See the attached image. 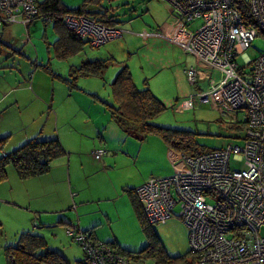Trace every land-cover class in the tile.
<instances>
[{
    "label": "rangeland",
    "instance_id": "374dc122",
    "mask_svg": "<svg viewBox=\"0 0 264 264\" xmlns=\"http://www.w3.org/2000/svg\"><path fill=\"white\" fill-rule=\"evenodd\" d=\"M61 1H63L64 5L69 7L79 6L82 2V0ZM86 2V5H91V7L88 6L90 9L94 10L92 6H97V8L101 10L106 9L107 15L116 20V25H118L121 31H125L124 28H130L136 33L139 40L125 44L128 46L126 54L130 55L129 58H127V66L129 59H131L133 67L135 66L138 69V63H142L144 70L150 71L153 70V67L150 65L151 63L157 64L159 67H165L162 53L156 51L157 45L154 41L150 40V38L160 37L165 40L163 35L165 36V34H167V37L165 36V41L175 47L178 45L168 41V35H170L172 29L164 27V24L170 25L172 16L160 0H87ZM38 20L37 22H39V25L36 28L27 26L30 32L23 23L16 22L10 24L17 28L14 31V40H11V43L13 48L19 50V54H15L14 61L8 60V62H13L14 71L16 70L17 62H21L19 69L22 71L24 70V61H34L35 58H37L41 60V62L37 60V63L44 65L49 58L48 61L51 65L50 69L54 75L48 72L49 66L47 64L46 67L48 71H44L41 67H34V69L44 72L49 80H53V99L51 103L50 101L47 102V112L42 116L40 125L44 127V129L48 126L52 127V132L57 135L65 152L62 156V158L65 159L63 166L65 182L58 183V200L62 211L59 213H37L40 209H46V206L42 203L31 206H28L26 203V205L22 207V211H20L13 202H7L9 205L0 203V264H6L3 255V247L14 246L19 235L18 233L25 230L28 231L27 233L39 235L44 239V248L38 249L36 253H42L45 250H57L62 255L64 263L76 264L78 260L83 259V248L81 244L72 236L68 235L67 232H73L74 236L80 234L77 231L78 229L84 230V225L90 226L95 220L94 215L82 213L96 210H99V214L96 215L98 219L101 218L103 220L100 226L96 225L93 228V231L95 230L97 235H112L117 244L125 249L124 251H136L144 246L147 240L149 242L153 240L152 234H150L153 231L156 240L167 256L179 257L183 255L185 261L174 260L171 261L170 264H186V262L190 261L191 255L187 253L189 250L187 229L178 218V214L181 210L180 204L177 203L172 208V214L166 220L151 225L146 224V228H148L149 231L147 232V239L145 233L140 228L132 207H130L131 211H129L122 200L123 197L117 196L112 184L117 182L119 184L117 188L121 191V182L132 184L144 177L141 183L133 187L137 189L138 186L145 184L150 179H162L170 177L175 173H186L187 166L181 159L180 153L166 145V143L157 136L147 135L140 139L134 136L130 130L127 131V129H125V133H123L120 129L125 128V126L112 123L107 127L105 123L106 120L104 116H102L100 110L95 111L88 109V107H84L82 110L81 104L77 98L79 95L89 98L97 97L102 106L100 107L104 108V114L107 116L108 121L109 112L102 102L107 104H109V102L111 103L109 83L115 71L113 67L114 64H112L113 66H108L106 70L103 71L102 80L100 79L101 76L94 77L99 79V81L89 77H81L90 82H98L96 90L82 92L85 94L79 93L77 89H64V92L69 95V97H66L62 91L63 89L61 90L60 84L62 83H60L61 81L56 77L59 73L58 69L63 71L69 65H75L76 63L80 64V59L82 58L101 57V55L104 54L103 50H105L106 45L109 43H117L119 39L123 41V36L126 33L121 35L120 32L118 35L119 37L110 39L112 41L107 40L98 47H89V45L82 44V46H84L82 52L73 53L68 56L66 60H59L55 58L51 52V45H53L52 42L56 36L51 23H40L42 21L40 19ZM159 22H161L162 25L160 24L158 28L151 30L155 28V25ZM190 26V29L196 30L200 26V21L196 20L192 22ZM144 33L146 34L145 36ZM141 34H143V37ZM179 49L183 53L188 54L180 47ZM114 51L119 52V54L124 57L123 52L119 49H115ZM263 52L264 36L256 35L252 39L250 45L244 50L243 54L238 57V63L244 65L246 63L245 61H252ZM114 59L119 61L115 57ZM196 59L200 63V59ZM27 65H29L28 62ZM200 67L202 68V66ZM200 67H192L196 73V81L200 77V69H198ZM211 70L212 79L214 81H210L211 83L208 82L206 88L197 91L198 93L205 91L220 77V73L217 70ZM246 70H248V68H246ZM132 71H134V68H132ZM6 74V70L5 73H0V78L5 80ZM160 76V79H156V77L153 81L158 86L160 83V87L165 85L168 87L167 84L171 82L173 86L170 85L167 91L169 90L168 93L175 92L177 95V105L173 107L172 105L169 106V101L172 96H167L166 94L163 98H160L161 101L166 103V107L159 115L151 118L148 122L161 127L190 131L194 144L197 148H202L203 151L218 148L226 149L227 147L240 148L243 145L241 139L245 131L242 122L244 113L242 111H234L237 118L231 121L232 123H229L230 115L224 114L225 111L228 113H232L233 111L227 109L224 104L220 105L223 107L221 110L219 107H211L209 104L194 100L195 104L193 107L181 110L180 103L188 100L192 95L197 94V92L190 94L196 90L194 87L196 81L194 84H189L184 73L183 80L178 79L174 73L170 75V77H167V81L164 79L165 75ZM66 79H69V77ZM15 81L19 82L20 78H15L13 82ZM91 86L93 87L94 85L91 84ZM136 87L139 88L141 86ZM48 104H50L53 110L48 109ZM47 114L49 116L48 120L45 117ZM88 115L90 117H88ZM14 119L18 121L17 114H15ZM93 119L96 121L104 120V123H101L100 126L97 127L96 132L91 124L94 123V125L97 126V123L93 122ZM112 125L113 127H111ZM30 126L31 124L27 125L26 129ZM22 132V123L13 122L9 130V133L13 134L7 139L11 140ZM114 132H122V135L117 138L114 136ZM98 133L102 139L98 138ZM104 134H107L106 138ZM107 144L108 147H106ZM8 145L12 146L13 144ZM16 146L17 144L10 148L13 149ZM1 147L2 145H0V148ZM98 150L103 151V154L99 159L92 158L91 152ZM124 155H126V160L122 161L121 156ZM105 156L119 158V161H116L114 164H105L102 162ZM89 158H92L91 165L89 163ZM53 161L51 164H53ZM240 165V162L234 161V158L232 156L230 157L231 168L239 169ZM108 170L111 171L107 172ZM83 198L87 200L99 198L100 202L83 205L79 209L80 199ZM207 202H209V199H207ZM76 206L77 212L74 210ZM51 207L55 206L51 205ZM102 212L106 213V216L112 219L109 225L106 223L104 216L101 215ZM58 217L63 218L62 220L64 222H57L59 220ZM33 220L37 221L36 227L32 226ZM259 234H264V228L259 230ZM129 264H154V262L152 259H145L141 262H133L130 260Z\"/></svg>",
    "mask_w": 264,
    "mask_h": 264
},
{
    "label": "built area",
    "instance_id": "2783aa9c",
    "mask_svg": "<svg viewBox=\"0 0 264 264\" xmlns=\"http://www.w3.org/2000/svg\"><path fill=\"white\" fill-rule=\"evenodd\" d=\"M160 1L172 16L170 25L164 24L172 29L168 41L200 59V63L195 58L193 66L184 68L187 82L196 81L194 66L220 73L205 91L181 102L180 109L193 107L194 100L221 110L224 104L233 111L224 114L230 115V121L236 120L234 111L240 110L245 134L240 148L185 154L181 159L186 173L150 179L137 187L141 213L148 224L157 223L169 218L179 203L178 218L187 229L192 264H264V234H259L264 228V52L244 65L238 63L257 32L244 25L239 7L246 8L249 19L264 33V0ZM38 15L34 0H0V26L16 22L26 25ZM196 20L200 21L199 28L190 29ZM63 22L92 47L121 32L82 15H65ZM102 153L98 150L91 155L99 159ZM231 156L241 163L239 169L231 168ZM75 239L87 254V264H127L85 235L78 234Z\"/></svg>",
    "mask_w": 264,
    "mask_h": 264
},
{
    "label": "trees",
    "instance_id": "16d2710c",
    "mask_svg": "<svg viewBox=\"0 0 264 264\" xmlns=\"http://www.w3.org/2000/svg\"><path fill=\"white\" fill-rule=\"evenodd\" d=\"M35 1V0H34ZM87 0H83L78 8H66L61 0H42L35 1L38 9V15L33 21L40 19L42 22H50L55 30L57 38L53 43V55L57 59H66L73 53L79 52L87 44L84 39L79 38L74 31L68 29L63 22V17L69 14L86 15L90 19L100 22L104 26H117L116 20L107 15L106 9H98L97 6L90 9L86 5ZM99 10V11H97ZM244 25L252 26L256 29V35L264 36V33L257 28L253 20L249 19L246 8L241 5L239 7ZM90 11V13L88 12ZM31 22L26 24L29 25ZM12 23H2L0 26V70H14L13 62L15 54H19V50L12 47L11 43L4 41L1 37L2 29ZM88 45V44H87ZM116 62L113 58L93 59L81 62L79 65L72 67L68 71L69 79H62L67 84V88L75 86V82L80 77H102L103 71ZM35 68L41 67L44 71H48L46 64L40 65L32 61ZM50 72V71H48ZM51 73V72H50ZM54 75V74H52ZM111 95V103L102 102L109 112V119L118 125L125 126L120 129L125 133V129L139 137L144 138L147 135H154L162 139L166 145L183 155H194L202 152V148H197L192 140L190 131L177 130L161 127L148 122L151 118L159 115L165 106L151 93V91L143 86L138 88L132 82L130 72L125 64H121L118 71L109 83ZM132 126V128H131ZM5 137L0 138V145L3 144ZM212 150V149H210ZM103 152V151H102ZM65 154L57 136L39 138L33 136L26 139L16 148L0 155V183L5 180V167L10 165L19 180H26L48 172L50 163L62 157ZM103 154V153H102ZM101 154V155H102ZM139 187V186H138ZM136 188H127L124 191L128 194L129 202L138 220L140 228L147 237L148 224L144 219L140 204L135 196ZM59 218V217H58ZM63 218H59L57 222H64ZM41 224L40 222H38ZM32 226H37V221H32ZM93 228L77 231L85 235L91 243H99L112 250V252L123 258L127 264L133 262H141L145 259H152L154 264H170L174 260H182L183 255L179 257H169L163 251L161 245L156 240L154 232L150 231L153 240H147L144 246L136 251H124L115 239L107 241H99L93 236ZM21 231L14 246L3 247V255L6 264H66L62 255L57 250H45L42 253H36L38 249L45 246L43 237ZM74 239L75 236L71 235ZM148 239V237H147ZM191 259L186 264L193 263V256L190 251ZM76 264H87V254L83 251V259L78 260Z\"/></svg>",
    "mask_w": 264,
    "mask_h": 264
},
{
    "label": "crops",
    "instance_id": "0c3cea01",
    "mask_svg": "<svg viewBox=\"0 0 264 264\" xmlns=\"http://www.w3.org/2000/svg\"><path fill=\"white\" fill-rule=\"evenodd\" d=\"M42 1V0H41ZM83 1V0H82ZM40 2V1H37ZM63 6L66 8H78L79 6L76 7H69L67 5H64L63 1H61ZM66 4V3H65ZM90 8V7H88ZM90 13V11H88ZM39 20H35L31 22L28 27L31 26V28H36L39 25ZM165 21V20H164ZM163 21V22H164ZM162 22V21H161ZM159 22L157 25H155V28L151 30H155L156 28L159 27V25L162 23ZM40 23H47V22H40ZM26 26V27H27ZM52 26V24H51ZM27 27V29H28ZM17 28L12 25H7L4 26L2 29L1 37L4 41H7L11 43V40H14V31ZM125 31H121V35L123 33H126L123 36V41L122 40H117V43H109L108 45L105 46V50H103V55L101 57H86L80 59V63L83 61L87 60H93V59H106V58H113L114 57L119 60L115 61L114 68L115 71L112 74L111 80L112 81L114 75L118 71V68L121 64H125L127 62V58H129L130 55L126 54L128 46L125 45L131 41H138L139 39L137 38L136 33L133 31V29H128L124 28ZM128 29V30H126ZM54 30V29H53ZM30 32V30L28 29ZM55 31V30H54ZM56 33V32H55ZM120 35V36H121ZM136 35V36H135ZM119 36H116L112 39H115ZM57 38V35L55 36L54 40L52 43H54L55 39ZM150 40L154 41V43L157 45L156 51L158 53H162L163 59H164V65L165 67H159L157 64L151 63L150 65L153 67V70H144L142 63H138L139 69L137 67H133L132 60L129 59L128 61V66L130 72H131V79L132 82L135 84V86H146L151 93L165 106L166 103L160 100V98H163L167 94V96H172L169 100V106L172 105L176 106V97L177 95L174 93H168L169 86H173L170 83L167 84L168 87L161 86L160 83L159 86L156 85V83L153 81L156 77V79H160V75H165L164 79L167 81V77H170L174 73V75L178 79H184L183 73H184V68H189L194 65V58L189 55L183 53L178 46H173L172 44H169L165 40H163L160 37L156 38H150ZM112 41V40H110ZM12 45V43H11ZM87 45V44H86ZM140 46V45H138ZM137 46V47H138ZM90 47V46H89ZM47 48V47H46ZM52 48V54L53 52V45H51ZM84 46L81 48L79 51L82 52ZM115 49H119L121 52H123L124 57L119 54V52H115ZM152 55V53H151ZM54 56V55H53ZM119 56V57H116ZM37 58H35V62L37 63ZM49 60V58H48ZM46 61V64L49 66V71L51 72V65L49 61ZM62 60V59H59ZM66 60V59H65ZM41 62V60H38ZM27 62L29 65H27ZM19 65H21V62H17L16 64V70H10L6 71V79L3 80L0 78V138L5 137V140L2 144V147L0 148V155L4 154L3 152H9L11 149L10 147L14 146L17 144L19 146L21 143H23L26 139L31 138V136H36V137H50L54 136L55 134L52 132V127L48 126L46 129L44 127H41L40 121L43 115L47 112L46 110V105L47 102L53 99V80H49L48 76L44 74V72L34 69V64L32 61H24V70L19 69ZM79 65L76 63L75 65H69L66 67L65 70H60L58 69V77L59 81H61V90L63 91L64 95L66 97H69L65 90H71V89H77L79 93L85 94L82 92L91 90L94 91L98 87V82H90L89 80H84L85 78H78L75 82V86L72 88H67V84H65L61 78H68V71L70 68L75 67ZM127 66V65H126ZM127 66V68H128ZM132 68H134V71H132ZM200 69V77L197 79L196 83L194 84L195 86V91L191 92L190 94H193L197 91H200L202 89H205L208 82H212V70L210 68H198ZM106 70V69H105ZM0 73H5V71L0 70ZM165 73V74H163ZM51 74H53L51 72ZM103 74V73H102ZM25 79H24V78ZM20 78V81L13 82L14 79ZM92 79H97L94 77H89ZM80 79V80H79ZM101 80L103 79V76L100 78ZM79 80V82H78ZM99 81V79H97ZM214 81V80H213ZM150 82V83H149ZM210 82V83H211ZM91 84L94 86L92 87ZM64 85V86H63ZM66 87V88H64ZM139 87V88H141ZM166 87V88H165ZM190 87V86H189ZM191 87V88H194ZM190 89V88H189ZM50 91V92H49ZM50 96V99H49ZM52 96V97H51ZM78 100L81 104L82 110L84 107H88V109H92L95 111H101L102 116H104L106 120V126L108 127L109 124H112L113 122L108 119L107 121V116L104 114V108H101L102 106L100 105V100H98L97 97L94 98H89L85 97L82 95H79ZM168 100V99H165ZM49 105V110L51 109L50 104ZM179 105V103H178ZM101 106V107H100ZM166 107V106H165ZM53 110V109H51ZM15 114L18 115V121L14 119ZM228 115V114H226ZM46 119L48 120V114L45 116ZM88 117H90L88 115ZM87 120V117H86ZM13 122H21L23 126V132L11 140L7 139L9 136H11L13 133H9L10 128L13 125ZM93 122L97 123V126L94 125V123H91L95 129V132L97 130V127L100 126L101 123H104V120L101 121H96L93 119ZM229 123H232L231 121ZM31 124L30 127L26 129V126ZM45 125V124H44ZM113 127V125L111 126ZM118 129V128H117ZM8 130V131H6ZM108 130V129H106ZM119 130V129H118ZM120 131V130H119ZM122 135V132H114L115 137H120ZM57 136V135H55ZM98 138L102 139L100 134H97ZM104 137H107V134H104ZM15 142V143H14ZM8 144H13L12 146H9ZM16 146V147H17ZM165 146V145H164ZM15 147V148H16ZM108 147V144L107 146ZM10 148V149H9ZM9 149V150H8ZM14 149V148H13ZM12 150V149H11ZM10 150V151H11ZM125 150V149H124ZM132 154V153H131ZM122 161L126 160V155L121 156ZM93 158V157H92ZM92 158H89V163L91 165ZM55 161V162H54ZM53 161V164L50 163V167L47 173L29 178L26 180H19L13 170V168L10 165H7L5 167V180L0 183V203L3 205H9L7 202H13L14 204L17 205V209L22 211V207L28 204V206L35 205L37 203H42L44 206H46V209H40L37 211V213H45V212H51V213H59L62 211L61 206L59 205V200H58V183L65 182V176L63 172V166L65 163V159L62 157L56 159ZM116 161H119V158H112L111 156H105L103 157L102 162L105 164H114ZM94 163V162H93ZM94 167V166H93ZM111 170H108L109 172ZM109 174V173H108ZM68 178L70 182V176H69V171H68ZM144 177H142L140 180L130 184L127 182H121V191L118 190L117 186L119 185L117 182L112 183L117 196L123 197L124 204L128 207L129 211H131V204L129 202L128 194L124 191V189L127 188H133L134 186L138 185L143 181ZM6 201V202H4ZM100 202V199H80V204H79V209L83 205L87 204H92V203H98ZM55 206V207H51ZM57 206V207H56ZM71 206V205H70ZM70 208V207H69ZM68 208V209H69ZM77 206L75 207V212ZM82 214H91L95 216L94 223H92L90 226L89 225H84L83 228L88 229V228H94V226H100V224L103 222V220L96 215L99 214V210L92 211V212H87V213H82ZM101 215L104 216V219L106 223L109 225L112 222V219L106 216V213H101ZM93 230V229H92ZM93 236L95 239L99 241H107L109 239H114V237L111 236H104V235H97L96 231H93Z\"/></svg>",
    "mask_w": 264,
    "mask_h": 264
},
{
    "label": "flooded vegetation",
    "instance_id": "af4514ba",
    "mask_svg": "<svg viewBox=\"0 0 264 264\" xmlns=\"http://www.w3.org/2000/svg\"><path fill=\"white\" fill-rule=\"evenodd\" d=\"M82 16L87 17L86 15H82ZM118 28H119L118 25L117 26H110L111 30H115V29H118Z\"/></svg>",
    "mask_w": 264,
    "mask_h": 264
}]
</instances>
